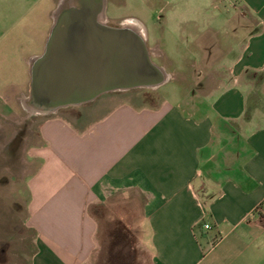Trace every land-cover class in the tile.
Masks as SVG:
<instances>
[{"label": "crops", "instance_id": "1", "mask_svg": "<svg viewBox=\"0 0 264 264\" xmlns=\"http://www.w3.org/2000/svg\"><path fill=\"white\" fill-rule=\"evenodd\" d=\"M216 1L226 30L207 27V88L124 101L84 125L41 121L26 179L29 264H89L99 203L153 264H264V0Z\"/></svg>", "mask_w": 264, "mask_h": 264}, {"label": "rangeland", "instance_id": "2", "mask_svg": "<svg viewBox=\"0 0 264 264\" xmlns=\"http://www.w3.org/2000/svg\"><path fill=\"white\" fill-rule=\"evenodd\" d=\"M60 3L0 0V264H29L35 248L34 232L25 224L26 179L38 165L33 153L40 144L41 121L62 116L84 125L124 101L140 106L158 104L166 97L174 102L178 88L183 92L207 88V74L199 63L209 50L207 27L216 20L219 35L226 30L219 21L222 6L216 0H108L99 19L134 29L128 21L138 20L144 26L141 33L151 57L166 71L167 81L157 88L110 91L81 105L34 113L27 108L30 64L43 51ZM183 20L192 22L184 26L179 39ZM196 35L202 37L198 45L193 42ZM115 234L109 235L107 224L98 223V247L89 264H153L138 243L135 251L124 234Z\"/></svg>", "mask_w": 264, "mask_h": 264}, {"label": "water", "instance_id": "3", "mask_svg": "<svg viewBox=\"0 0 264 264\" xmlns=\"http://www.w3.org/2000/svg\"><path fill=\"white\" fill-rule=\"evenodd\" d=\"M104 4L105 0L59 4L43 51L30 64V107L55 112L106 92L157 88L167 81L140 31L99 19Z\"/></svg>", "mask_w": 264, "mask_h": 264}, {"label": "trees", "instance_id": "4", "mask_svg": "<svg viewBox=\"0 0 264 264\" xmlns=\"http://www.w3.org/2000/svg\"><path fill=\"white\" fill-rule=\"evenodd\" d=\"M144 105H150L155 106L156 104H144ZM90 213L91 215L97 220L98 223L102 221V223L107 224L108 233L111 235V233L115 235H121L124 234V236L128 239L130 245L132 248L136 251L137 250V238L131 228L127 226L126 223H124L122 220L117 218L114 215V212L112 209H110L107 205H104L102 203L94 204L90 207ZM107 216H111L112 220L106 219ZM105 219V221H103ZM111 226V227H110ZM122 236V235H121Z\"/></svg>", "mask_w": 264, "mask_h": 264}, {"label": "bare ground", "instance_id": "5", "mask_svg": "<svg viewBox=\"0 0 264 264\" xmlns=\"http://www.w3.org/2000/svg\"><path fill=\"white\" fill-rule=\"evenodd\" d=\"M66 1H69V0H61V3L66 2ZM71 1H76V0H71ZM128 22L131 23L140 32L144 31V26L138 20H135V19L131 18ZM27 108H28L29 111L34 112V113L43 112V111H39L37 109H34V108L30 107V106H27Z\"/></svg>", "mask_w": 264, "mask_h": 264}, {"label": "built area", "instance_id": "6", "mask_svg": "<svg viewBox=\"0 0 264 264\" xmlns=\"http://www.w3.org/2000/svg\"><path fill=\"white\" fill-rule=\"evenodd\" d=\"M202 227L204 228V229H210V225L208 224V223H206V222H203L202 223Z\"/></svg>", "mask_w": 264, "mask_h": 264}, {"label": "flooded vegetation", "instance_id": "7", "mask_svg": "<svg viewBox=\"0 0 264 264\" xmlns=\"http://www.w3.org/2000/svg\"><path fill=\"white\" fill-rule=\"evenodd\" d=\"M108 0H105V3L107 2ZM110 26H113V25H110ZM116 27V26H115Z\"/></svg>", "mask_w": 264, "mask_h": 264}]
</instances>
